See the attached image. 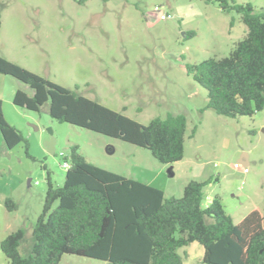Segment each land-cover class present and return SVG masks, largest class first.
<instances>
[{
  "label": "rangeland",
  "instance_id": "374dc122",
  "mask_svg": "<svg viewBox=\"0 0 264 264\" xmlns=\"http://www.w3.org/2000/svg\"><path fill=\"white\" fill-rule=\"evenodd\" d=\"M236 1L264 8V0ZM0 10L1 55L142 124L168 113L188 120L184 158L163 163L147 148L53 119L48 104L15 112L12 101L5 103L6 119L23 132L28 146L21 142L8 149L0 132V243L20 227L32 237L48 173L54 185L64 184V156L73 144L92 163L169 196H182L191 180L209 181L204 205L219 195L235 222L255 208L264 211V109L252 116L217 114L207 108V89L184 67L229 55L247 33L238 13L207 0H2ZM162 13L170 16L163 19ZM188 31L196 34L188 37ZM49 128L54 153L47 146ZM7 197L16 209L6 207ZM179 251L185 264H208L199 242ZM0 264H9L1 246ZM60 264L107 262L67 253Z\"/></svg>",
  "mask_w": 264,
  "mask_h": 264
},
{
  "label": "trees",
  "instance_id": "16d2710c",
  "mask_svg": "<svg viewBox=\"0 0 264 264\" xmlns=\"http://www.w3.org/2000/svg\"><path fill=\"white\" fill-rule=\"evenodd\" d=\"M207 1L238 13L247 33L229 55L187 62L185 70L207 89V108L227 117L252 116L264 109V8L236 0ZM2 25L0 10V30ZM195 34L187 32L188 37ZM0 73L32 88V94L15 92L13 103L19 107L40 111L48 104L53 119L142 146L163 163L184 158L188 120L183 113L142 124L1 54ZM0 132L6 148L21 142L28 146L23 132L6 119L1 99ZM64 161L70 166L63 185H54L48 173L45 203L32 237L20 227L2 239L9 264H60L67 253L107 264H185L179 250L193 242L202 244L208 264H264V211L255 208L235 222L219 195L204 205L209 181L191 180L182 196H169L92 163L77 144L70 146ZM5 204L9 210L17 208L11 197Z\"/></svg>",
  "mask_w": 264,
  "mask_h": 264
},
{
  "label": "crops",
  "instance_id": "0c3cea01",
  "mask_svg": "<svg viewBox=\"0 0 264 264\" xmlns=\"http://www.w3.org/2000/svg\"><path fill=\"white\" fill-rule=\"evenodd\" d=\"M3 42H4L3 39H0V54L2 53L1 49L3 47ZM2 55L9 57L7 54H2ZM10 59L13 60L12 58H10ZM13 78L14 77H12L10 75L0 73V99L3 102L4 113H5V108H6L5 103H7L10 106V102L11 101L13 102V96H14L15 92L18 89H23L21 84L20 83L16 84L14 81L15 79H13ZM18 107L19 106L14 104L13 108H14L15 112H19V110H21ZM4 143H5V141H4ZM247 162L249 163L248 158H247Z\"/></svg>",
  "mask_w": 264,
  "mask_h": 264
},
{
  "label": "water",
  "instance_id": "95a60500",
  "mask_svg": "<svg viewBox=\"0 0 264 264\" xmlns=\"http://www.w3.org/2000/svg\"><path fill=\"white\" fill-rule=\"evenodd\" d=\"M50 133L52 134V138L50 141L47 142V146H48V150L52 151L53 153L55 152V143H56V139L53 136V130L52 128H49ZM245 165V162L243 163Z\"/></svg>",
  "mask_w": 264,
  "mask_h": 264
},
{
  "label": "built area",
  "instance_id": "2783aa9c",
  "mask_svg": "<svg viewBox=\"0 0 264 264\" xmlns=\"http://www.w3.org/2000/svg\"><path fill=\"white\" fill-rule=\"evenodd\" d=\"M156 9H157V10H160V7L157 6ZM169 16H170V14H165V13H162V14H161V18H163V19H166V18L169 17ZM63 165H64L66 168H68V167L70 166V163H69L68 161H64V164H63ZM236 166H237V167H240L239 164H236Z\"/></svg>",
  "mask_w": 264,
  "mask_h": 264
}]
</instances>
